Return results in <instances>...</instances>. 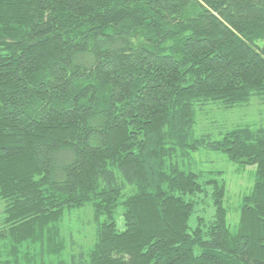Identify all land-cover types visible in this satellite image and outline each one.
Returning a JSON list of instances; mask_svg holds the SVG:
<instances>
[{
  "label": "trees",
  "instance_id": "obj_1",
  "mask_svg": "<svg viewBox=\"0 0 264 264\" xmlns=\"http://www.w3.org/2000/svg\"><path fill=\"white\" fill-rule=\"evenodd\" d=\"M255 97L264 0H0V264H264V124L195 129ZM201 149L255 166L235 228Z\"/></svg>",
  "mask_w": 264,
  "mask_h": 264
},
{
  "label": "rangeland",
  "instance_id": "obj_2",
  "mask_svg": "<svg viewBox=\"0 0 264 264\" xmlns=\"http://www.w3.org/2000/svg\"><path fill=\"white\" fill-rule=\"evenodd\" d=\"M195 125L196 135L211 133L218 137V132L223 127H231L234 124H264V104L258 98H254L244 106L233 109H216L213 107L199 111ZM189 163L200 170H218L221 173L225 185L223 206L226 208L227 224L235 228L239 220V209L242 198L248 194L253 186L255 166L244 167L238 162L228 160L225 153L201 149L192 153ZM193 168V169H194ZM195 204V211L189 218V226L193 228L197 223V216L206 221L211 220L215 208L212 205L210 185L199 196ZM4 205L0 200V222L3 216ZM119 227H122L121 218H117ZM65 233L70 231L79 245L88 246L94 239L93 213L90 206H85L73 211L66 217ZM2 245L0 244V255Z\"/></svg>",
  "mask_w": 264,
  "mask_h": 264
}]
</instances>
